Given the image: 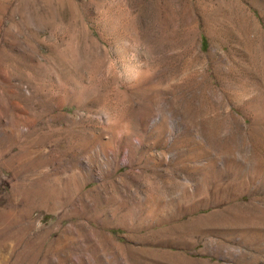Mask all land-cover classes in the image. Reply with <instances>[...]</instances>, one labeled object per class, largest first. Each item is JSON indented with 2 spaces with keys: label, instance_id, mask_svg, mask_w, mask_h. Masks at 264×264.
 I'll use <instances>...</instances> for the list:
<instances>
[{
  "label": "rangeland",
  "instance_id": "374dc122",
  "mask_svg": "<svg viewBox=\"0 0 264 264\" xmlns=\"http://www.w3.org/2000/svg\"><path fill=\"white\" fill-rule=\"evenodd\" d=\"M0 264H264V0H0Z\"/></svg>",
  "mask_w": 264,
  "mask_h": 264
}]
</instances>
